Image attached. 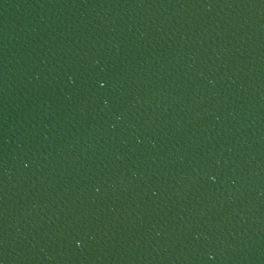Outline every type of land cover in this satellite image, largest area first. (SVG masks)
I'll list each match as a JSON object with an SVG mask.
<instances>
[{
    "label": "water",
    "instance_id": "95a60500",
    "mask_svg": "<svg viewBox=\"0 0 264 264\" xmlns=\"http://www.w3.org/2000/svg\"><path fill=\"white\" fill-rule=\"evenodd\" d=\"M0 264H264V0H0Z\"/></svg>",
    "mask_w": 264,
    "mask_h": 264
}]
</instances>
